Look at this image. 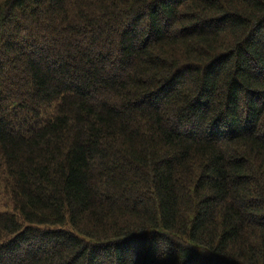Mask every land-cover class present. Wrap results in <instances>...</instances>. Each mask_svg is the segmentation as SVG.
Instances as JSON below:
<instances>
[{
	"label": "trees",
	"instance_id": "obj_1",
	"mask_svg": "<svg viewBox=\"0 0 264 264\" xmlns=\"http://www.w3.org/2000/svg\"><path fill=\"white\" fill-rule=\"evenodd\" d=\"M0 264H264V0H0Z\"/></svg>",
	"mask_w": 264,
	"mask_h": 264
},
{
	"label": "rangeland",
	"instance_id": "obj_2",
	"mask_svg": "<svg viewBox=\"0 0 264 264\" xmlns=\"http://www.w3.org/2000/svg\"><path fill=\"white\" fill-rule=\"evenodd\" d=\"M12 80L16 82L17 79H16V77H15V78H13Z\"/></svg>",
	"mask_w": 264,
	"mask_h": 264
}]
</instances>
